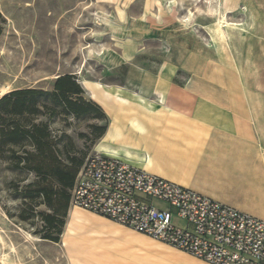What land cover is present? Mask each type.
Instances as JSON below:
<instances>
[{"label":"rangeland","instance_id":"1","mask_svg":"<svg viewBox=\"0 0 264 264\" xmlns=\"http://www.w3.org/2000/svg\"><path fill=\"white\" fill-rule=\"evenodd\" d=\"M218 6L220 12L216 0H0V98L19 89L50 92L64 75L89 100L224 95L228 88L264 95V14L252 3ZM190 76L203 81L178 92ZM103 123L60 114L49 129L82 168L100 154L92 128ZM32 179L0 163V264H205L72 208L60 242L43 241L37 216L48 210L21 198Z\"/></svg>","mask_w":264,"mask_h":264},{"label":"crops","instance_id":"2","mask_svg":"<svg viewBox=\"0 0 264 264\" xmlns=\"http://www.w3.org/2000/svg\"><path fill=\"white\" fill-rule=\"evenodd\" d=\"M227 1L252 3L264 14V0ZM199 80L190 76L176 90ZM226 90L224 95H89L108 118L100 154L264 221V95Z\"/></svg>","mask_w":264,"mask_h":264},{"label":"built area","instance_id":"3","mask_svg":"<svg viewBox=\"0 0 264 264\" xmlns=\"http://www.w3.org/2000/svg\"><path fill=\"white\" fill-rule=\"evenodd\" d=\"M69 206L105 218L205 264H264V221L116 157H89Z\"/></svg>","mask_w":264,"mask_h":264},{"label":"trees","instance_id":"4","mask_svg":"<svg viewBox=\"0 0 264 264\" xmlns=\"http://www.w3.org/2000/svg\"><path fill=\"white\" fill-rule=\"evenodd\" d=\"M84 94L73 76L64 75L54 79L50 92L19 89L0 98V163L5 161L10 172L33 177L22 187L21 198L26 204L38 199L46 207L48 213L37 216L42 225L37 236L53 244L60 242L66 226L71 191L82 161L63 152L49 122L60 114L92 116L104 122L92 128L96 140L108 126L103 110Z\"/></svg>","mask_w":264,"mask_h":264},{"label":"bare ground","instance_id":"5","mask_svg":"<svg viewBox=\"0 0 264 264\" xmlns=\"http://www.w3.org/2000/svg\"><path fill=\"white\" fill-rule=\"evenodd\" d=\"M216 6V5H215ZM217 8V7H216ZM218 12H220V10H219V8H218ZM215 15H216V13H215ZM121 99V98H120Z\"/></svg>","mask_w":264,"mask_h":264}]
</instances>
